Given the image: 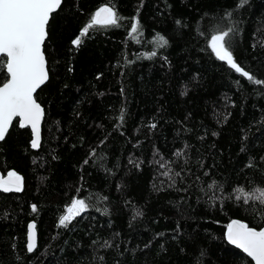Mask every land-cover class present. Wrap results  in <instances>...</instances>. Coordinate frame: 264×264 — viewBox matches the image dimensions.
<instances>
[{"label": "trees", "instance_id": "obj_1", "mask_svg": "<svg viewBox=\"0 0 264 264\" xmlns=\"http://www.w3.org/2000/svg\"><path fill=\"white\" fill-rule=\"evenodd\" d=\"M239 2L63 0L44 44L49 81L36 95L40 149L19 120L0 143V171L25 182L0 193V264H254L226 232L233 220L264 227V204L233 198L238 187H264V85L209 47L233 29L235 61L264 81V0ZM106 6L118 24L81 36ZM8 79L3 57L0 87ZM74 199L87 210L60 226Z\"/></svg>", "mask_w": 264, "mask_h": 264}, {"label": "snow or ice", "instance_id": "obj_2", "mask_svg": "<svg viewBox=\"0 0 264 264\" xmlns=\"http://www.w3.org/2000/svg\"><path fill=\"white\" fill-rule=\"evenodd\" d=\"M246 3L247 0H240L238 7H243ZM61 4L62 0H0V57L6 58L7 74L10 76V79L0 87V141L5 139L14 119L18 117L20 128L29 126L31 128L33 134L31 147L36 149L40 146V123L44 111L34 98V94L49 79L43 47L48 36L47 26L50 18L60 9ZM119 19L113 8L101 7L80 35H86L97 25L115 26ZM138 29L137 20L131 26V32L136 33ZM232 31L233 29L229 28L211 36L209 47L212 53L250 83L264 85V81L255 79L235 61L230 50ZM156 43L159 47H164L168 41L163 36H157ZM80 44L79 37L73 41L74 46ZM151 55L155 56L156 52L153 51ZM87 162L85 160V163ZM21 190L22 178L16 172L10 171L6 179L0 176V191L8 193ZM234 193L233 198L244 204L250 202L264 204V187L248 190L238 187L234 189ZM87 208L88 205L83 199H74L66 209L67 214L60 218L59 225L67 227ZM36 210V206L33 205L32 211ZM34 229V224L29 226L27 243L29 253L34 251L36 246ZM227 240L251 257L255 264H264V228L257 230L246 223L233 220L227 226Z\"/></svg>", "mask_w": 264, "mask_h": 264}, {"label": "water", "instance_id": "obj_3", "mask_svg": "<svg viewBox=\"0 0 264 264\" xmlns=\"http://www.w3.org/2000/svg\"><path fill=\"white\" fill-rule=\"evenodd\" d=\"M62 3H63V0H62ZM61 6H62V4H61ZM59 10V9H58ZM57 10V11H58ZM56 13V12H55ZM54 14V13H53ZM52 14V15H53ZM50 20H51V18H50ZM49 23H50V21H49ZM47 28H48V26H47ZM47 38H48V36H47ZM47 38H46V40H47ZM46 42V41H45ZM43 50H44V47H43ZM46 57V56H45ZM2 58L3 57H0V62H1V60H2ZM46 67H47V70H48V62H47V59H46ZM6 72H7V68H6ZM48 76H49V70H48ZM9 79H10V76H9ZM48 81H49V79L46 81V83L44 84V85H42L38 90H37V92L34 94V98L36 99V95H37V93H38V91L42 88V87H44L47 83H48ZM2 87V86H1ZM37 100V99H36ZM38 102V101H37ZM39 103V102H38ZM40 104V103H39ZM42 107V106H41ZM42 109H43V111H44V108L42 107ZM44 119H45V111H44V116H43V119L41 120V123H40V146H41V143H42V128H43V123H44ZM16 120H19V118L17 117V118H15L14 119V121H13V124H14V122L16 121ZM12 127H10V129H11ZM10 129H9V131H10ZM22 129H30V131H31V128H30V126L29 127H27V128H22ZM9 133V132H8ZM8 133H7V135H8ZM31 134H32V132H31ZM7 135H6V137H7ZM5 137V138H6ZM32 139H33V134H32ZM5 140V139H4ZM3 140V141H4ZM3 141H0V143H2ZM40 146H39V148H36V149H33L34 151H38L39 149H40ZM12 171H14V170H12ZM10 172V171H9ZM8 172V173H9ZM14 172H16V171H14ZM7 173V174H8ZM17 173V172H16ZM7 174L6 175H4L1 171H0V176H3L5 179L7 178ZM19 176H21V178H22V190L20 191V192H8V193H4V192H2V191H0V193H3V194H11V193H17V194H19V193H21L22 191H23V188H24V184H25V182H24V177L22 176V175H20L19 173H17ZM236 221H240V220H236ZM240 222H243V221H240ZM243 223H245V222H243ZM32 224H34L35 225V229H34V232H35V249H34V251H32L31 253H34L36 250H37V248H38V242H39V234H38V229H37V225H36V223L34 222V221H31L29 224H28V227H27V243H28V234H29V226L30 225H32ZM247 224V223H246ZM264 228V227H263ZM226 240H227V232H226ZM227 242H228V240H227ZM229 243V242H228ZM230 244V243H229ZM230 245H232V244H230ZM233 247H236L235 245H232ZM237 248V247H236ZM241 250V249H240ZM242 251V250H241ZM243 252V251H242ZM246 254V253H245ZM247 255V254H246ZM250 259H251V257H249ZM252 260V259H251ZM253 262H254V264H255V261L254 260H252Z\"/></svg>", "mask_w": 264, "mask_h": 264}]
</instances>
